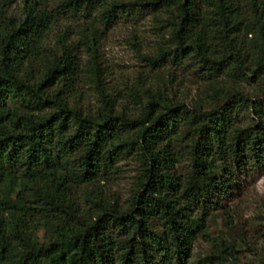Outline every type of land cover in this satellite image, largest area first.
Here are the masks:
<instances>
[{"label":"trees","instance_id":"trees-1","mask_svg":"<svg viewBox=\"0 0 264 264\" xmlns=\"http://www.w3.org/2000/svg\"><path fill=\"white\" fill-rule=\"evenodd\" d=\"M22 1L18 17L0 0V264H188L200 237L197 264H264V242L243 260L245 239L208 223L240 177L264 169V0ZM134 8L161 31L144 57L158 72L126 102L102 77L94 19L76 43L68 27L48 38L63 15L100 10L106 25ZM186 62L205 84L193 106L173 96L174 68L160 74ZM126 158L137 173L122 202L105 187Z\"/></svg>","mask_w":264,"mask_h":264},{"label":"rangeland","instance_id":"rangeland-1","mask_svg":"<svg viewBox=\"0 0 264 264\" xmlns=\"http://www.w3.org/2000/svg\"><path fill=\"white\" fill-rule=\"evenodd\" d=\"M23 1L15 0L10 12L16 16H22ZM54 5L50 1L49 6ZM100 10L89 11L73 15H63L59 26L54 29L48 38V44L53 45L59 31L69 28V42L76 43L81 35L83 24L91 20L96 24V31H91L97 39L99 62L103 70L102 77L107 88L118 96L120 101L128 102L126 96L129 88L137 87L139 81L154 76L153 71L144 61V57L154 54L158 48V40L161 31L158 30L154 15L144 9L134 8L128 12H119L116 17L106 25L99 21ZM76 52L83 64V83L81 92L85 105L95 107L97 90L94 83L89 82V73L85 70L89 59V53L84 46H78ZM175 67L168 64L166 69H161L162 76L167 75L168 70L176 72V79L172 85L173 96L186 105L193 106L197 97L205 89L204 81L194 74L189 67ZM170 66V67H169ZM170 68V69H169ZM245 91H250L249 86L243 85ZM131 103V102H130ZM134 106L128 105L127 112L135 113ZM248 117H246V121ZM119 173L105 187L107 195H117L120 200L126 201L133 188V182L137 173V164L134 159L126 158L119 162ZM182 171L186 169V162L179 165ZM225 215L218 213L213 220H209L211 234L214 236L226 235L245 239L247 243L241 252L243 260L251 258L252 253H257L264 242V169L249 172L239 178L231 196L224 201ZM225 219L231 221L232 230L225 228ZM42 236V232H39ZM208 245L203 242V237L198 238L192 258L188 264H197L207 253ZM200 262V261H199Z\"/></svg>","mask_w":264,"mask_h":264}]
</instances>
